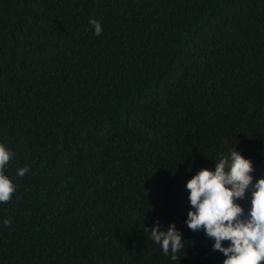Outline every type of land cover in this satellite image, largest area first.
I'll use <instances>...</instances> for the list:
<instances>
[{
  "label": "trees",
  "instance_id": "trees-1",
  "mask_svg": "<svg viewBox=\"0 0 264 264\" xmlns=\"http://www.w3.org/2000/svg\"><path fill=\"white\" fill-rule=\"evenodd\" d=\"M0 143V264H223L185 186L236 147L264 177V0H0Z\"/></svg>",
  "mask_w": 264,
  "mask_h": 264
},
{
  "label": "clouds",
  "instance_id": "clouds-1",
  "mask_svg": "<svg viewBox=\"0 0 264 264\" xmlns=\"http://www.w3.org/2000/svg\"><path fill=\"white\" fill-rule=\"evenodd\" d=\"M89 23L100 36L101 23L95 19H90ZM13 156L14 152L0 143V203L10 201L17 190L5 174V166ZM29 171L30 166H25L17 169V175L23 177ZM253 172V162L237 147L230 148L227 154L221 153L215 160V170L201 169L185 186L192 208L185 224L194 232L203 229L208 237L215 239L214 249L226 257L223 264H264V177L254 182ZM249 190L251 208L245 216L244 208L237 200L245 198ZM3 223L7 227L11 221L5 218ZM148 230L150 238L161 246L163 253H171V259L177 260V254L184 248V240L176 224L172 223L165 230L157 220ZM224 241H229V245L224 246Z\"/></svg>",
  "mask_w": 264,
  "mask_h": 264
}]
</instances>
